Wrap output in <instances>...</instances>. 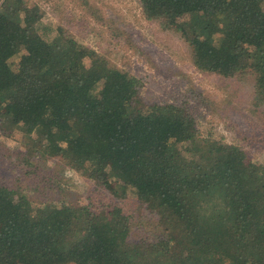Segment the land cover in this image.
Wrapping results in <instances>:
<instances>
[{"label": "trees", "instance_id": "trees-1", "mask_svg": "<svg viewBox=\"0 0 264 264\" xmlns=\"http://www.w3.org/2000/svg\"><path fill=\"white\" fill-rule=\"evenodd\" d=\"M139 1L198 70L252 76L264 106V0ZM31 3L0 0V132L28 166L57 159L92 188L35 207L0 180V264H264V166L197 136L187 99L147 103L139 78Z\"/></svg>", "mask_w": 264, "mask_h": 264}, {"label": "rangeland", "instance_id": "rangeland-1", "mask_svg": "<svg viewBox=\"0 0 264 264\" xmlns=\"http://www.w3.org/2000/svg\"><path fill=\"white\" fill-rule=\"evenodd\" d=\"M31 2L40 7L45 24L62 26L93 55L139 78L147 103L187 99L197 136L241 146L264 166V106L257 102L252 76L229 79L198 70L180 35L147 20L139 0ZM93 61L88 57L87 64ZM23 142L0 132V180L5 185L27 194L35 207L60 199L79 198L86 204L90 183L57 159L31 158L28 166ZM36 175L39 179H33ZM43 188L49 190L40 192ZM118 202L135 218L143 216L133 200Z\"/></svg>", "mask_w": 264, "mask_h": 264}]
</instances>
